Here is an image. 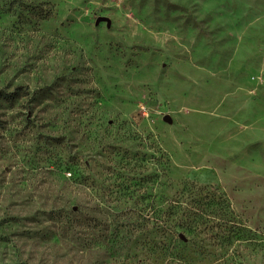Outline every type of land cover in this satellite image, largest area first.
Segmentation results:
<instances>
[{"label": "rangeland", "instance_id": "1", "mask_svg": "<svg viewBox=\"0 0 264 264\" xmlns=\"http://www.w3.org/2000/svg\"><path fill=\"white\" fill-rule=\"evenodd\" d=\"M0 264H264V0H0Z\"/></svg>", "mask_w": 264, "mask_h": 264}, {"label": "trees", "instance_id": "2", "mask_svg": "<svg viewBox=\"0 0 264 264\" xmlns=\"http://www.w3.org/2000/svg\"><path fill=\"white\" fill-rule=\"evenodd\" d=\"M48 17H50L49 12H42L41 13L42 21H46L48 19ZM67 175L71 176L70 173H67ZM218 204H219V202L218 201L216 202L213 199L209 203V208L214 215L213 216L214 219H216L215 220L216 221L215 227L218 229H220V228L226 229V228H228L229 225L234 224V222L229 220V218H228V216L231 214L230 206H229L227 200H225V199L221 202V205L223 206L222 209L216 208V206ZM73 211H75L74 207L71 209V213H73ZM217 211H220L221 215L217 216V218H216ZM75 212L77 213V211H75ZM116 218H118V217H116ZM190 218L191 217L185 218V220H184V224L186 223L185 226L182 223L176 224L174 227H169V225L163 224V228L167 229L169 227L168 230H170V232L174 235H175V232L179 229H184L185 231H188V232L194 231V232L200 233L201 232V228H200L201 226H199L198 223H200V222H198V221L201 220L202 217L198 216L197 220H195L197 222H192V221L190 222ZM125 221H128V220H126V218H125ZM147 223H149V219L143 218L142 216H140L138 218V221L135 224L127 223V222L124 225L119 224V223L118 224L114 223L112 226H110L107 229L105 237L101 239L102 242L100 244L98 242H95L94 245L95 246L97 245L98 247L99 246L102 247L103 249H105V251H107L108 254H111L110 251H112L115 247H118V244H119L118 243V235L119 234H122V233H124V235L131 234L132 236H134L136 234H141L142 232H146L149 229H151V228L148 229L147 227H145V225ZM161 224L162 223H159V225L157 227L158 228H159V226L162 227ZM155 229H157V228H155ZM203 229H204L203 231H206V230L212 231L213 230V228L212 229L208 228V226L204 227ZM219 235H220V233H219ZM178 236H179V234H178ZM229 239H230V237L226 236L224 241H227V243H229ZM160 251H163V250H160Z\"/></svg>", "mask_w": 264, "mask_h": 264}, {"label": "water", "instance_id": "3", "mask_svg": "<svg viewBox=\"0 0 264 264\" xmlns=\"http://www.w3.org/2000/svg\"><path fill=\"white\" fill-rule=\"evenodd\" d=\"M100 21H105V19H101V18H99V19L97 20V23L100 22ZM166 120H167V119H166Z\"/></svg>", "mask_w": 264, "mask_h": 264}]
</instances>
